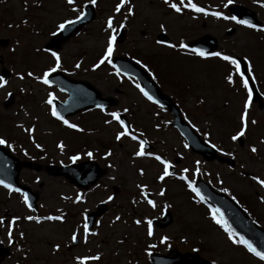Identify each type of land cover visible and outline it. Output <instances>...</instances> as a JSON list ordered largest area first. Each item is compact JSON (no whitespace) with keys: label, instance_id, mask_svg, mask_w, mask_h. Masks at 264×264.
I'll list each match as a JSON object with an SVG mask.
<instances>
[{"label":"rangeland","instance_id":"1","mask_svg":"<svg viewBox=\"0 0 264 264\" xmlns=\"http://www.w3.org/2000/svg\"><path fill=\"white\" fill-rule=\"evenodd\" d=\"M193 1L229 16L227 0ZM233 2L253 9L264 25V0ZM86 3L89 0H75L72 5L67 0H0V39H7L6 46L0 47V56L3 68L10 71L6 83L0 86V138L20 158L59 165L79 156L75 161L92 159L103 170L95 186L81 190L63 177L23 168L19 180L39 194L36 210L30 209L20 194L0 186V218L4 221L0 223L1 242L9 240V222L19 217L11 229L15 239L12 253L0 264H79L77 257L96 255L98 260L85 264H150V252L165 253L170 248L181 252L196 250L217 264H264L243 245L228 239L224 228L212 219L210 208L180 178L187 176L193 183L201 178L221 192L222 188L228 189L224 193L245 206L264 228V188L252 179L253 176L264 179V35L232 20L190 14L180 0L168 3L126 0L118 12L115 9L120 0H96L93 20L56 51L61 57L58 70L89 81L103 96L116 98L117 104L103 111L85 110L67 118L77 125L80 129L77 130L53 116L52 104L47 103L49 93L61 101L66 93L43 84L38 77L54 65L50 51L43 46L58 25L74 19ZM171 3L180 6L181 11L173 10ZM109 17L112 29L107 27ZM121 25L127 27L126 33L121 43H114L112 56L135 57L145 65L148 62L149 70L155 67L157 82L178 105L183 117L206 142L233 159V166L205 161L185 148V140L170 124V113L145 98L135 80L117 74L108 62L93 69L104 54L108 37L116 35ZM228 28L234 29L231 35L226 33ZM160 31L177 47L157 43L156 34ZM205 33L217 38L220 53L248 62V75L262 93L261 107L251 103L245 110L242 82L231 63L220 59L202 61L182 53L178 47L180 42L186 44ZM77 63L79 68L75 67ZM29 72L33 75L29 76ZM9 93H13L12 102L4 106ZM245 111V135L242 142L233 141L231 137L239 131L240 117ZM112 112L125 114L137 140L130 136L115 139L122 129L110 115ZM139 140L147 141L149 149L145 151L153 156L134 155ZM60 144L63 148L58 147ZM253 146L257 149L255 153L251 151ZM89 152L91 157L87 155ZM155 155L169 161L173 168L163 181L157 179L163 166ZM143 186L146 187L142 192ZM113 187L117 192H113ZM161 189H164L162 196ZM145 192L150 198L145 197ZM77 194L81 196L79 201ZM109 196L113 199L109 200ZM148 199L155 207L147 203ZM99 201H105L108 210L85 233L79 221ZM164 209L171 213V223L164 228L152 224L153 234L149 236L147 221L160 217ZM49 215H62L63 219L39 222L25 219ZM137 220L141 223L137 224ZM73 232L79 236L78 246L71 243ZM165 236L168 240L161 244Z\"/></svg>","mask_w":264,"mask_h":264},{"label":"water","instance_id":"2","mask_svg":"<svg viewBox=\"0 0 264 264\" xmlns=\"http://www.w3.org/2000/svg\"><path fill=\"white\" fill-rule=\"evenodd\" d=\"M231 12L238 17L249 20L252 23L259 24L255 17V13L251 10L241 7L239 5L231 6ZM84 17L72 25L66 26L64 30L59 31L54 35L49 43L46 45L47 49L56 50L61 43L66 41L71 37L81 25L89 22L94 16V10L90 4L86 5L84 9ZM123 32V30H122ZM118 37V42L123 39V34ZM162 40H167V37L163 34L159 35ZM7 43L6 39L0 40V45L5 46ZM192 47L202 49L204 51H211L215 48V40L210 36H204L200 40H197ZM1 62V57H0ZM113 64L120 69L124 74H129L135 76L140 81L142 88L147 91L154 100L159 104L168 107L174 116L173 125L180 131V133L186 138L188 145L194 151L200 153L203 158L207 160H212L216 158L218 161L227 162L233 164L234 162L224 156L216 154L215 149H213L209 144L203 142L199 136L193 131L191 126L185 122L180 115L179 109L173 104L170 97L163 94L160 88L154 83L150 77L132 60L117 56L113 59ZM2 77L7 78L8 72L4 69L2 72ZM49 80L51 84H57L62 90L69 93V97L66 102L59 103L55 101L57 112L61 116H66L75 113L81 109L97 106V105H113L115 101L110 98H102L99 91H97L93 86H91L86 81L75 80L64 76L60 72L53 73L49 75ZM253 99L259 100V95L257 94L255 88H253ZM12 101V96L10 94L9 99L6 100L5 104ZM121 118L125 121L124 117ZM126 124V121H125ZM29 165L39 170L40 165L33 164L30 162H20L17 158L9 155L3 147L0 146V180H4L5 183H9L12 187H16V178L18 171L22 165ZM46 170L53 175H63L65 178L69 179L71 182L75 183L79 187L86 188L93 184L96 179L100 176L97 164L93 162H82L80 164H70L62 166H47ZM201 190L202 196L213 205V207H219L223 213L224 219L228 224L235 230L239 236H244L253 243V245L259 251H264V230L258 227L248 215L237 205V203L230 197L217 193L213 191L207 184L202 181H198L195 184ZM25 194L28 196V201L33 207H35V201L37 199V194L32 192L28 187H21ZM106 210V204H100L98 207V212H93L88 215L89 222L92 223L97 214L102 213ZM171 221V216L165 214L163 219L156 220L158 226H166ZM2 251V250H0ZM172 257L154 253L150 255V260L153 264H184V258L190 256L191 259L187 262L188 264H197V260H201L202 264H213L205 259L199 257V255L194 252L192 254L185 253L180 254L175 249L169 252ZM6 254V251L2 252V257Z\"/></svg>","mask_w":264,"mask_h":264},{"label":"snow or ice","instance_id":"3","mask_svg":"<svg viewBox=\"0 0 264 264\" xmlns=\"http://www.w3.org/2000/svg\"><path fill=\"white\" fill-rule=\"evenodd\" d=\"M96 0H89V3H92V4H95ZM167 2V0H166ZM67 3L69 5H72L74 3V0H67ZM126 3V0H120V3L116 5V11H120L121 9V6L124 5ZM233 3V0H227V4H225V7H227L228 5L232 4ZM180 4L185 7V8H189V9H192L194 12H197V13H204L205 15H208L209 13L207 12V10L203 7H200L198 6L196 3L193 2V0H187V2L185 3V0H180ZM170 7L175 10L176 12H180L181 11V7L178 6L176 3H171ZM75 11V9H73ZM129 13L131 14L132 12V9L129 8ZM85 13L84 12H80L79 15H77L75 17L74 20H65L63 21L62 23H60L57 27V31H61V30H64L66 28V26L68 25H72L74 23H76L77 21L81 20L83 17H84ZM211 15L214 16V17H218V18H223L224 20H232V21H235L236 23L238 24H241V25H247L249 28H257V25L254 24V23H251L249 20H245V19H238L236 16H225L222 12H219V11H213L211 12ZM107 27L109 29H112V17H109L108 20H107ZM121 27H123V25H121ZM163 27V26H161ZM264 30V29H262ZM52 35H55V33H53ZM116 40V36L115 35H110L107 39V47L104 51V54L103 56L100 58V60L96 63V64H93V69L95 68H98L100 66V64H103L105 62H108V63H111V56H112V53H113V50H114V42ZM157 43L159 44H165L167 43L166 41H157ZM167 46L169 48H174V47H177V45L175 44H171V43H167ZM179 48L181 49H188L189 48V45L183 43V42H180V44L178 45ZM45 51H50V54L51 56L54 58V65L50 68H48L46 71H44L43 75L41 77H38V79L45 85H49L51 83V81L49 80V75L51 73H54L56 72L58 69L61 68V57L59 55L58 52L56 51H52V50H49V49H46ZM192 52H195L196 54H198L199 56H214V57H220L221 59L225 60V61H228L230 62L234 68H235V71L237 73L240 74L241 76V79H242V82H243V86L245 89L248 90V96H249V99H251V95H252V91L251 89L248 87V80L247 79H244L243 76L244 74L240 71L241 69V62L234 58L233 56H229V55H222V53L220 52H205L204 50L202 49H198V48H192L191 49ZM137 64L140 63L139 60L136 61ZM76 68H79L80 67V64L77 63L75 65ZM113 67L115 68L116 66L113 65ZM116 72L117 74H120V69L119 68H116ZM29 76H32L33 74L31 72L28 73ZM22 78V77H21ZM229 83L232 82V76L229 75L227 77ZM6 83V80L4 79V77L0 76V86H3L4 84ZM136 87L140 90V92L149 100V101H153L154 103L156 102L153 98V96H151L147 91L144 90V88H142L140 86V84H136ZM54 97L51 93H49V96H48V101L47 103L48 104H52V101H53ZM248 102H245L244 104V108L245 110H247L248 108ZM98 108H101L103 109V105H97ZM162 107V105H161ZM125 111H127V109H125ZM51 114L59 119L62 120V122L67 125L69 128H73V129H77V130H80L78 129L77 125L74 124V123H70L68 120L64 119L62 116H60V114L57 112L56 108L55 107H52L51 109ZM110 115L112 116V118L114 120H116L120 126H121V131L117 132L116 133V136H115V139L116 140H121L122 137H126V136H130V138L132 140H137L138 137L134 134H131V131H130V128L125 124V121L123 119L120 118V114L118 112H112L110 113ZM241 119V127L239 129V131L236 132L235 135H233L231 137V139L233 141L237 140L239 137H242L245 135V130H246V111L245 113H243L240 117ZM106 123H108V121H105ZM253 123H255L253 121ZM29 131H31V129H29ZM147 143V141L145 140H139V149L134 153L135 156L137 157H143V156H153V153L151 152H146L145 151V144ZM6 144V141L3 139V138H0V145H4ZM9 147H11V145H9ZM37 147H39V145H37ZM58 147L60 148H63V144H60L58 145ZM185 148L188 147L187 144L184 145ZM212 147H216L215 145H212ZM219 151V149H217ZM251 151L253 153H255L257 151V149L253 146L251 148ZM87 155L89 157L92 156V153L89 152L87 153ZM105 155H110V153H105ZM155 160L159 161V163L163 166V171H162V174H160L157 179L163 181L166 177H168L169 175H171L169 169L171 167V164L169 161L165 160V159H162V157L160 155H155L154 156ZM71 160L75 161V160H78L79 159V156H72L70 157ZM197 164H199V161L196 162ZM183 172H188V169H183ZM196 172L198 173L199 172V168L196 169ZM182 180H186L187 181V186L188 188L193 192L195 193L197 196H199L201 198V200L204 199L203 196H201V190L196 187L194 185V183L188 179L187 176H181L180 177ZM253 180H255L262 188H264V179H260L259 177H256V176H253L252 177ZM0 184H2L5 188L9 189V190H14L16 192H19L20 189L19 188H16V189H13L12 185L9 184V183H5L4 180H0ZM146 186H143L141 188V191L143 192L144 191V188ZM222 191L224 192H227L228 189L226 188H222L221 189ZM160 195H164V189H161L160 190ZM81 199V196L79 194H77L76 196V200L79 201ZM109 200H112L113 197L109 196L108 197ZM233 199H235L233 197ZM24 203L25 204H28V196L27 194H24ZM147 203L152 205L153 207H155V204L154 202L151 200V199H148L147 200ZM29 207H31V205L29 204ZM211 211V216H212V219L218 224L220 225L221 227L224 228V231L227 233L228 235V239L230 241H232V243L234 244H239V245H244L247 250L250 252V253H253L255 256H257L261 261H264V251H259L257 250V248L253 245V243L251 241H249L248 239H245L244 236H239L238 239H236L235 237L238 235L235 230L228 224V222L224 219L223 217V213L221 212L220 208L219 207H211L210 209ZM19 217H13L12 218V221L9 222V227H8V238H9V243H12V224L18 220ZM25 219L29 220V221H36V222H39L41 220H50V221H60L63 219V216L62 215H56V216H52V215H49V216H46V217H35V216H27L25 217ZM117 219H119V217H117ZM3 219L0 218V223H3ZM137 224H140L141 221L140 220H137L135 221ZM147 225H148V229H147V234L149 236H151L153 234V231H152V221L151 220H148L147 221ZM84 231L85 233L88 232V225L87 223L84 224ZM92 235H95V233H92ZM78 239V236H77V233L76 232H73L72 233V236H71V240L72 241H77ZM168 240V237L165 236V237H162L161 240H160V243L161 244H164L166 243V241ZM85 242H86V238H85ZM60 245L59 244H56L55 245V248L56 249H59ZM151 247H155V245H152ZM79 262V264H85L86 261H96L99 259V255H96V256H83V257H77L76 258ZM213 264H215V261H213Z\"/></svg>","mask_w":264,"mask_h":264}]
</instances>
